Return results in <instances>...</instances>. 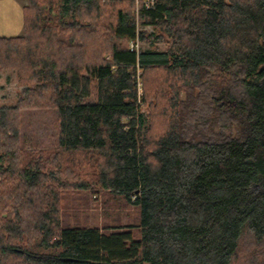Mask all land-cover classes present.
I'll use <instances>...</instances> for the list:
<instances>
[{
	"label": "trees",
	"instance_id": "trees-1",
	"mask_svg": "<svg viewBox=\"0 0 264 264\" xmlns=\"http://www.w3.org/2000/svg\"><path fill=\"white\" fill-rule=\"evenodd\" d=\"M143 1L27 0L0 39L26 84L0 106V264H264V0ZM97 190L138 208V239L63 226Z\"/></svg>",
	"mask_w": 264,
	"mask_h": 264
},
{
	"label": "rangeland",
	"instance_id": "rangeland-1",
	"mask_svg": "<svg viewBox=\"0 0 264 264\" xmlns=\"http://www.w3.org/2000/svg\"><path fill=\"white\" fill-rule=\"evenodd\" d=\"M23 4H27V0H23ZM138 2L136 1L134 13L137 15ZM149 30V29H148ZM135 43H129V47L133 48ZM136 50L143 48L165 50V44L147 45L144 43L135 44ZM106 59L109 57L105 56ZM141 71L137 72V104L139 113L142 116L149 114L148 107L143 102V83L140 75ZM25 83H20L15 71L0 70V106L13 107L17 100V95L25 86ZM35 113V114H34ZM22 119L25 125L22 127L23 132L29 135V140L36 143L39 147H48L56 142L55 133L51 125L52 113L33 112L23 113ZM51 169V168H49ZM72 197H69L71 199ZM68 199L63 203L61 210V221L63 226H87L102 230L108 227L110 233L129 231L134 235L135 239L139 238V211L133 204L127 203L122 196L110 194L104 190L89 193L86 197H81L80 201ZM67 203V204H66ZM130 227V228H129Z\"/></svg>",
	"mask_w": 264,
	"mask_h": 264
},
{
	"label": "crops",
	"instance_id": "crops-1",
	"mask_svg": "<svg viewBox=\"0 0 264 264\" xmlns=\"http://www.w3.org/2000/svg\"><path fill=\"white\" fill-rule=\"evenodd\" d=\"M23 0H0V39L20 36L23 30Z\"/></svg>",
	"mask_w": 264,
	"mask_h": 264
},
{
	"label": "built area",
	"instance_id": "built-area-1",
	"mask_svg": "<svg viewBox=\"0 0 264 264\" xmlns=\"http://www.w3.org/2000/svg\"><path fill=\"white\" fill-rule=\"evenodd\" d=\"M143 5L145 6L146 9H148L149 7H151L153 5V1L152 0H144ZM132 45H133V47L136 46L135 44H132Z\"/></svg>",
	"mask_w": 264,
	"mask_h": 264
},
{
	"label": "bare ground",
	"instance_id": "bare-ground-1",
	"mask_svg": "<svg viewBox=\"0 0 264 264\" xmlns=\"http://www.w3.org/2000/svg\"><path fill=\"white\" fill-rule=\"evenodd\" d=\"M140 75V74H139Z\"/></svg>",
	"mask_w": 264,
	"mask_h": 264
}]
</instances>
